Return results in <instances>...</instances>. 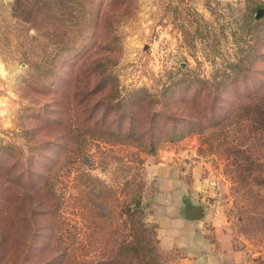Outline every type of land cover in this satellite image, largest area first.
<instances>
[{"label":"rangeland","instance_id":"374dc122","mask_svg":"<svg viewBox=\"0 0 264 264\" xmlns=\"http://www.w3.org/2000/svg\"><path fill=\"white\" fill-rule=\"evenodd\" d=\"M260 6L0 5V264L107 262L131 239V193L156 192L149 167L166 146L181 148L182 164L202 165L227 217L216 264H264V116L234 111L264 105ZM192 120L200 131L178 137ZM120 124L175 138L152 152L117 139ZM159 250L169 264H189L182 250Z\"/></svg>","mask_w":264,"mask_h":264},{"label":"crops","instance_id":"0c3cea01","mask_svg":"<svg viewBox=\"0 0 264 264\" xmlns=\"http://www.w3.org/2000/svg\"><path fill=\"white\" fill-rule=\"evenodd\" d=\"M13 0H0V5ZM186 154L181 148L166 146L149 167L156 179V192L145 196L149 220L155 224L162 250L179 249L189 264H216L224 255L219 245L225 242L227 217L220 201L212 197L209 177L198 163L182 164ZM197 205L204 208L202 220L187 218ZM219 257V260H218Z\"/></svg>","mask_w":264,"mask_h":264},{"label":"trees","instance_id":"16d2710c","mask_svg":"<svg viewBox=\"0 0 264 264\" xmlns=\"http://www.w3.org/2000/svg\"><path fill=\"white\" fill-rule=\"evenodd\" d=\"M263 17L264 7L260 6L255 18L258 20ZM235 110L239 112H247L250 116H264V105L261 103L235 105L234 111ZM154 114L157 115L156 113ZM154 117L155 116L153 115L152 118ZM131 120L135 125L142 122L141 119L139 121L138 118L137 121L135 119ZM197 131H200V128H198V121L192 120L187 128L180 130L178 137L181 138ZM114 133L117 135V139L120 137L121 139H124V142H129L135 139L144 146L147 144L152 152L155 151V146H157L158 142L168 138H175L174 132H166L167 136H159V138L156 139L154 132L149 133L146 130L140 131L135 127H129L126 131H123L121 124L115 128ZM131 194L133 195V199L130 203L126 204L124 208V215L128 216L131 224V239L124 240L119 246V251L114 253L104 264H169V255L162 253L159 250L157 232L150 228L145 220L146 211L143 205L144 195H142V191H139L136 194L133 192Z\"/></svg>","mask_w":264,"mask_h":264},{"label":"water","instance_id":"95a60500","mask_svg":"<svg viewBox=\"0 0 264 264\" xmlns=\"http://www.w3.org/2000/svg\"><path fill=\"white\" fill-rule=\"evenodd\" d=\"M203 217H204V208L202 205H197L192 207L187 214V218L189 220H194V221L202 220Z\"/></svg>","mask_w":264,"mask_h":264}]
</instances>
